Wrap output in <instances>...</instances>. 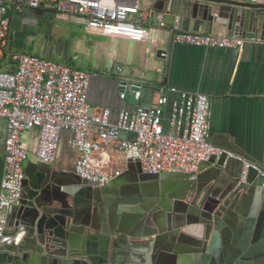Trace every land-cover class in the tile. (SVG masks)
<instances>
[{
  "label": "water",
  "instance_id": "water-1",
  "mask_svg": "<svg viewBox=\"0 0 264 264\" xmlns=\"http://www.w3.org/2000/svg\"><path fill=\"white\" fill-rule=\"evenodd\" d=\"M146 2L176 23L264 40V0ZM171 53L170 46L168 60ZM140 99L130 96L137 106ZM221 145L239 158L213 156L196 174L145 173L130 151L125 169L105 186L53 164H27L0 264H264V176L251 166L241 181L245 161L263 168L234 142Z\"/></svg>",
  "mask_w": 264,
  "mask_h": 264
},
{
  "label": "built area",
  "instance_id": "built-area-1",
  "mask_svg": "<svg viewBox=\"0 0 264 264\" xmlns=\"http://www.w3.org/2000/svg\"><path fill=\"white\" fill-rule=\"evenodd\" d=\"M54 6L59 12L84 18L88 28L106 35L144 38L147 35L137 4H121L117 0H0V119L6 122L5 173L0 190V240L5 236L10 209L19 201L26 178L29 158L23 147L25 134L39 130L37 157L41 162H55L61 134L69 132L72 149L79 153L74 171L82 179L105 186L114 174L106 170L103 150H137L145 173L196 174L200 164L213 156L234 153L214 145L210 140L211 101L203 93H189L174 87L177 95L170 103L167 92L160 89L156 106H136L118 112L111 121L112 111L90 107L88 92L91 75L36 54L10 50V10L25 7L39 9ZM159 26L166 23L159 18ZM177 44L201 48L238 49L247 39L205 33L177 32ZM9 58L15 68L1 69ZM119 95L122 100L141 97L142 85L122 76L117 67ZM253 166L245 161L241 181L245 182ZM195 176H192L194 178Z\"/></svg>",
  "mask_w": 264,
  "mask_h": 264
},
{
  "label": "crops",
  "instance_id": "crops-1",
  "mask_svg": "<svg viewBox=\"0 0 264 264\" xmlns=\"http://www.w3.org/2000/svg\"><path fill=\"white\" fill-rule=\"evenodd\" d=\"M117 1L137 4L145 13L146 18L142 21L147 35L144 38L106 35L90 30L86 19L61 13L54 6L47 5L23 13L25 7L12 14L7 47L88 72L91 75L88 104L90 107L109 108L112 122L117 120L122 109L137 106L130 102L131 95L125 100L120 98L118 78L121 75L117 67L123 68L124 78L142 85V106L155 104L161 88L170 99L166 107L168 112L172 101L177 98L169 91L170 88L203 93L211 101V142L222 148L221 144L234 142L264 170V40H246L238 49L177 44L173 36L182 31L236 35L219 28L210 33L207 26L181 19L176 23L174 15L152 13L146 0ZM160 17L166 23L164 28L159 26ZM170 46L172 53L168 60ZM160 49L165 51L166 57L157 56ZM14 68L9 58L1 65L6 72H12ZM5 138L6 122L0 119V190L5 173ZM70 138L69 132L61 134L53 166L55 170L73 177L79 153L71 148ZM38 142V129L25 134L23 147L29 154L26 166L41 162L37 157ZM128 153L112 148L103 150L106 170L113 174L122 172Z\"/></svg>",
  "mask_w": 264,
  "mask_h": 264
},
{
  "label": "trees",
  "instance_id": "trees-1",
  "mask_svg": "<svg viewBox=\"0 0 264 264\" xmlns=\"http://www.w3.org/2000/svg\"><path fill=\"white\" fill-rule=\"evenodd\" d=\"M13 13H14V10L11 9L9 12L10 16H12Z\"/></svg>",
  "mask_w": 264,
  "mask_h": 264
},
{
  "label": "flooded vegetation",
  "instance_id": "flooded-vegetation-1",
  "mask_svg": "<svg viewBox=\"0 0 264 264\" xmlns=\"http://www.w3.org/2000/svg\"><path fill=\"white\" fill-rule=\"evenodd\" d=\"M6 234V233H5Z\"/></svg>",
  "mask_w": 264,
  "mask_h": 264
}]
</instances>
